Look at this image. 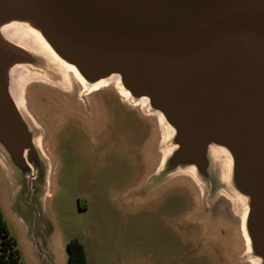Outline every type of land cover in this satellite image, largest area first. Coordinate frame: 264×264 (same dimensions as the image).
<instances>
[{
  "label": "water",
  "instance_id": "water-1",
  "mask_svg": "<svg viewBox=\"0 0 264 264\" xmlns=\"http://www.w3.org/2000/svg\"><path fill=\"white\" fill-rule=\"evenodd\" d=\"M13 21L40 28L90 86L117 76L146 98L174 130L173 162L206 173L211 149H227L264 264V0H0V146L27 184L44 156L11 87L18 63L40 60L3 35Z\"/></svg>",
  "mask_w": 264,
  "mask_h": 264
},
{
  "label": "rangeland",
  "instance_id": "rangeland-1",
  "mask_svg": "<svg viewBox=\"0 0 264 264\" xmlns=\"http://www.w3.org/2000/svg\"><path fill=\"white\" fill-rule=\"evenodd\" d=\"M13 27L25 43L40 46L22 24ZM42 54L39 63L14 67L34 75L23 87L25 100L30 89L69 84L67 94L77 101L96 100L100 107L88 124L61 127L65 109L60 107L73 100L35 96L36 109L60 136L53 155L43 157V177L18 182L15 168L0 152V203L23 264H70L67 245L73 239L84 244L87 264L259 263L244 251L240 220L248 201L231 188L233 161L227 149L213 163L230 164L215 190L202 181L196 192L182 179L162 191L149 190L154 185L149 175L159 159L164 164L176 148L172 126L146 100L120 91L117 76L106 80L94 99L93 93L85 94L91 90L88 83L49 53ZM186 172L193 174L179 170L174 178Z\"/></svg>",
  "mask_w": 264,
  "mask_h": 264
},
{
  "label": "flooded vegetation",
  "instance_id": "flooded-vegetation-1",
  "mask_svg": "<svg viewBox=\"0 0 264 264\" xmlns=\"http://www.w3.org/2000/svg\"><path fill=\"white\" fill-rule=\"evenodd\" d=\"M58 83H60L59 80H57ZM30 89L29 91V101L25 100L24 92H22L23 97V107L20 106L21 111L29 125V129L31 130L33 141L35 142L36 147V153L40 156H47V152L50 155H53V142L55 140L60 139L59 133L57 129L55 128V125L51 123V121L46 120L44 116H42L41 113L38 112L36 109L35 103L33 101L35 96H48L51 98H54L58 100L57 102L64 101L65 99L73 100L71 102H68L70 105L61 106L60 108L64 110L63 116L65 118L64 121L59 122L61 127H67L71 128L69 125H81L82 123H87L89 121L97 116V109L100 107V103L95 101H77V96L73 97L72 95L67 94L66 92H70L67 90L63 85H53V87L49 88H38V89ZM105 88H99L98 90H90L86 92L85 94H92L93 98H96V95L99 94V92L103 91ZM117 92H119L117 90ZM66 102V101H64ZM29 104V107L26 104ZM62 103V102H61ZM66 104V103H63ZM83 107V108H82ZM82 108V109H81ZM88 124V123H87ZM68 125V126H66ZM59 128V132L60 129ZM0 152L4 155V158L8 157V153L5 149H3L0 146ZM212 162V163H211ZM214 162L210 160V164L208 166L207 172L203 173L200 170H198L196 167L189 165V164H178L176 162H173V160L168 159L164 164H162V160L159 159V163L155 170L149 175L151 177L150 180H153L154 185L149 188V190H156L157 188H166L170 185V187L173 186V182L176 180H185L189 185L193 186V188L196 190L201 191L200 182L203 181V183L210 184L211 188L213 190L216 189L217 185H221V178L223 174V169L220 164H213ZM180 171H191L193 174L191 175L189 172H186V177L182 178H174L177 175V172ZM222 171V173H221ZM188 174V175H187ZM188 176V177H187ZM147 181V180H146ZM16 182V181H15ZM14 183V182H13ZM231 188L234 189L239 193V191L234 186L233 182L231 181ZM197 194V193H196ZM195 200H198L195 195ZM1 204V203H0ZM2 208V207H1ZM4 213V212H3ZM5 216V215H4ZM230 218L235 219L239 222V218L235 215H230ZM241 232L245 241V250L250 249V242L247 240V237L245 234L247 233L244 228V219L241 218ZM242 264V261L239 262Z\"/></svg>",
  "mask_w": 264,
  "mask_h": 264
},
{
  "label": "bare ground",
  "instance_id": "bare-ground-1",
  "mask_svg": "<svg viewBox=\"0 0 264 264\" xmlns=\"http://www.w3.org/2000/svg\"><path fill=\"white\" fill-rule=\"evenodd\" d=\"M31 21L28 22H20V21H13L10 24H7L5 26H3L1 28V32L3 33V35H6L7 37H9L10 39H15L19 42H22L23 44L25 43L24 39L19 38L16 34L15 31V27H13L14 25L17 24H22L24 27V31L25 33L31 34V35H35L37 39H39L40 42V46L36 45V46H32L30 44L25 43V45L33 50L34 52L38 53V54H42V52H47L49 53L53 58H55V60L60 63V65L66 69L67 71H70L74 74V76L84 85H86V81L85 79L82 77L81 73L79 72L78 68L71 63H68L67 61H65L58 53L57 51L53 48V46L50 44V42L48 41V39L46 38L45 34L42 32V30L34 25H32L30 23ZM13 32H15L16 34H14ZM38 43V42H37ZM43 55V54H42ZM17 68L14 70L15 74L17 72ZM63 78V77H61ZM34 79V75L30 72L27 71H18L16 76H15V80L13 81V86L11 87V89L13 90V92L15 93V96L20 104L21 107H23V99H22V92H23V87L25 84L29 83L31 80ZM105 84V80L99 81L98 83L91 85V89L92 90H98L99 88L103 87ZM64 87L69 90V84H67V86L64 85ZM118 87H120V81L118 79ZM120 91H124L126 96H129L130 93L127 90H122L120 89ZM144 100L147 101L146 98H143ZM157 114H159L161 117H163V115L160 112H157ZM171 129V127H170ZM172 129L169 132L171 135ZM225 149V148H224ZM223 147H214L213 149H211L210 154H211V159L212 161L215 163L218 160V153L219 152H224L227 153L226 150H224ZM222 169L224 170L223 174H226L227 170H230V164L226 162L220 164ZM245 236L247 237V240L249 241L248 235L247 233L245 234ZM258 262V259H257Z\"/></svg>",
  "mask_w": 264,
  "mask_h": 264
},
{
  "label": "trees",
  "instance_id": "trees-1",
  "mask_svg": "<svg viewBox=\"0 0 264 264\" xmlns=\"http://www.w3.org/2000/svg\"><path fill=\"white\" fill-rule=\"evenodd\" d=\"M0 264H23L20 250L17 247L16 239L11 235L8 223L0 204ZM69 263L87 264V252L85 246L78 239L68 242Z\"/></svg>",
  "mask_w": 264,
  "mask_h": 264
}]
</instances>
